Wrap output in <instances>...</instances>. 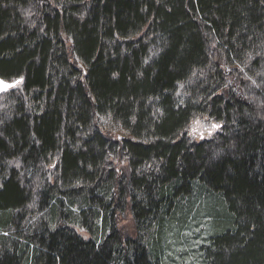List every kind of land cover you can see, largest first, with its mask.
Wrapping results in <instances>:
<instances>
[{
    "label": "trees",
    "instance_id": "trees-1",
    "mask_svg": "<svg viewBox=\"0 0 264 264\" xmlns=\"http://www.w3.org/2000/svg\"><path fill=\"white\" fill-rule=\"evenodd\" d=\"M0 78V264H264V0H0Z\"/></svg>",
    "mask_w": 264,
    "mask_h": 264
},
{
    "label": "rangeland",
    "instance_id": "rangeland-1",
    "mask_svg": "<svg viewBox=\"0 0 264 264\" xmlns=\"http://www.w3.org/2000/svg\"><path fill=\"white\" fill-rule=\"evenodd\" d=\"M236 63L241 64L240 62ZM0 81L12 85L8 88L0 87V92L8 90L21 83L20 80L9 81L2 78H0ZM184 88H186V85H182V91ZM98 123L100 126L106 127L118 135L122 136L127 134V132L119 125L115 124L109 116L99 115ZM214 125L217 127H213ZM217 129L218 125L205 116L193 121L189 135L197 140H201L212 136ZM124 161L125 160L122 159L121 166L126 165ZM114 162L117 161L114 160ZM112 166H115V163L112 164ZM210 217L211 216L208 214H200L199 212H196L192 214V218L189 219V222L185 227H181V230H173L166 238L167 247L162 258L163 262L166 264H201V249L208 241L207 236H209L210 233ZM132 218L133 217L128 208L119 216V226L131 235L135 234V224ZM79 231L86 237L91 236V233L86 230L82 229ZM101 234L102 232L99 233V235ZM97 235L98 234L95 233V237H97ZM144 235H146V233H144Z\"/></svg>",
    "mask_w": 264,
    "mask_h": 264
},
{
    "label": "snow or ice",
    "instance_id": "snow-or-ice-1",
    "mask_svg": "<svg viewBox=\"0 0 264 264\" xmlns=\"http://www.w3.org/2000/svg\"><path fill=\"white\" fill-rule=\"evenodd\" d=\"M12 85H8V84H5L3 81H0V87H3V88H8V87H11ZM213 127H217V126H213Z\"/></svg>",
    "mask_w": 264,
    "mask_h": 264
}]
</instances>
